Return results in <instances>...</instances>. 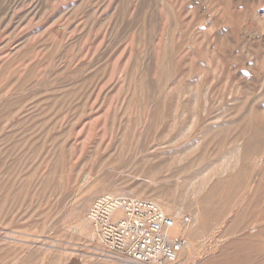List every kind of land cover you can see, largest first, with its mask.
I'll return each mask as SVG.
<instances>
[{
	"label": "rangeland",
	"instance_id": "obj_1",
	"mask_svg": "<svg viewBox=\"0 0 264 264\" xmlns=\"http://www.w3.org/2000/svg\"><path fill=\"white\" fill-rule=\"evenodd\" d=\"M263 26L264 0H0V264H138L88 219L114 191L190 216L165 264H264Z\"/></svg>",
	"mask_w": 264,
	"mask_h": 264
},
{
	"label": "built area",
	"instance_id": "obj_2",
	"mask_svg": "<svg viewBox=\"0 0 264 264\" xmlns=\"http://www.w3.org/2000/svg\"><path fill=\"white\" fill-rule=\"evenodd\" d=\"M88 219L102 252L138 264L175 263L188 240L173 233L174 217L155 200L103 194L88 210ZM183 225L191 221L183 216Z\"/></svg>",
	"mask_w": 264,
	"mask_h": 264
},
{
	"label": "bare ground",
	"instance_id": "obj_3",
	"mask_svg": "<svg viewBox=\"0 0 264 264\" xmlns=\"http://www.w3.org/2000/svg\"><path fill=\"white\" fill-rule=\"evenodd\" d=\"M199 8V7H198ZM256 21H258V20H256ZM264 27V26H263ZM196 72H199V71H196ZM196 74V73H195ZM194 100H195V98H194ZM184 135V134H183ZM258 138V137H257ZM255 141H256V139H255ZM257 144H258V142H257ZM257 146V145H256ZM194 147H195V145L194 144H191V145H188V146H185L184 148H183V150L180 152V159L182 160L183 159V157L184 156H186L187 155V153H190V152H192L191 150H193L194 149ZM248 147H250V146H248ZM251 149H253V148H251ZM256 149V148H255ZM180 150V149H179ZM238 150V149H237ZM175 151H177V150H175ZM179 154V153H178ZM196 154V153H195ZM262 154V153H261ZM178 156V155H177ZM197 156V155H196ZM147 157V156H146ZM173 157V156H172ZM249 158V157H248ZM155 159H157V158H155ZM264 160V159H263ZM152 161H153V159H152ZM193 161V160H192ZM154 162V161H153ZM152 162V163H153ZM253 162V161H252ZM260 162V161H259ZM182 163V162H181ZM238 163V162H237ZM251 163V162H250ZM144 164V163H143ZM149 164H150V162H149ZM160 164V163H159ZM236 165V164H235ZM142 166V165H141ZM140 166V167H141ZM148 166V165H147ZM152 166H154V165H152ZM161 166V165H160ZM193 166V165H192ZM255 166V165H254ZM256 167V166H255ZM258 167V166H257ZM259 167H261V166H259ZM147 168V167H146ZM190 169H191V167H190ZM179 170V169H178ZM184 170V169H183ZM199 172H201V171H199ZM256 172V171H255ZM257 172H259L258 170H257ZM151 173H152V171H151ZM151 175V174H150ZM233 177V176H232ZM151 178V177H150ZM234 178V177H233ZM90 179V178H89ZM157 179H158V177H157ZM219 179V178H218ZM91 180V179H90ZM96 180H98V179H96ZM230 180V179H229ZM234 180V179H233ZM104 181H105V179H104ZM160 181V180H159ZM192 181V180H191ZM218 181H220V180H218ZM90 182V181H89ZM94 182V181H93ZM151 182V181H150ZM96 183H98V181L96 182ZM152 183V182H151ZM94 184V183H93ZM101 184V183H100ZM154 184V183H153ZM204 184V183H203ZM230 184V183H229ZM228 184V185H229ZM96 185V184H95ZM210 185V184H209ZM234 185V184H233ZM89 186V185H88ZM94 186V185H93ZM103 186V185H102ZM159 186V185H158ZM82 187H84V186H82ZM101 187V186H100ZM107 187V186H106ZM221 187V186H220ZM99 188V187H98ZM119 188V187H118ZM154 188V187H153ZM193 188V187H192ZM224 188V187H223ZM90 189H92V187L90 188ZM94 189H96V187H94ZM101 189V188H100ZM99 189V190H100ZM103 189H105L104 187H103ZM120 189V188H119ZM122 189V188H121ZM199 189V188H198ZM108 190V189H107ZM117 190V189H116ZM88 191H89V189H88ZM94 191V190H93ZM101 191H102V189H101ZM104 191V190H103ZM112 191V190H111ZM148 191V190H147ZM225 191V190H224ZM105 192H107V191H105ZM135 192H137L136 190H135ZM157 192V191H156ZM199 192V191H198ZM203 192V191H202ZM206 192V191H205ZM223 192V191H222ZM227 192V191H226ZM130 193V192H129ZM138 193V192H137ZM141 193V192H140ZM167 193V192H166ZM200 193V192H199ZM212 193V192H211ZM225 193V192H224ZM111 194H113V195H125L123 192H121V191H114V192H112ZM193 194V193H192ZM136 195V194H135ZM159 195V194H158ZM188 195V194H187ZM201 195V194H200ZM206 195V194H205ZM204 195V196H205ZM91 196V195H90ZM138 196H140V195H138ZM143 196V195H142ZM165 196V195H164ZM183 196V195H182ZM215 196V195H214ZM190 197V196H189ZM138 198H140V197H138ZM188 198V197H187ZM194 198V197H193ZM85 199V198H84ZM167 199V198H166ZM195 199V198H194ZM75 200H76V198H75ZM160 200V199H159ZM158 200V201H159ZM163 200V199H162ZM156 201V200H155ZM158 201H156L160 206L162 205V208L167 212H169V211H171L172 213H170L169 215H171L172 217H174V219H175V221H176V226H175V228L172 230L173 231V233H179V232H184V233H187V232H189V227L190 226H186L185 227V225H183V223H182V217L183 216H181L182 215V211L180 210V208H179V210H174L175 208L173 207V209H172V207H171V205L169 204V203H171V201L168 203V202H164V200L163 201H161V202H158ZM199 201V200H198ZM174 205V204H173ZM172 205V206H173ZM204 205V204H203ZM199 206V205H198ZM191 207V206H190ZM177 208V207H176ZM184 210H186L185 208H184ZM191 212V211H190ZM192 215H193V213H192ZM194 215H195V217H194V220H195V218L197 217V216H199L198 215V213L197 212H194ZM193 215V216H194ZM202 215V214H201ZM205 216V215H204ZM199 218V217H198ZM211 218V217H210ZM199 219H202V218H199ZM205 219V218H204ZM192 222V221H191ZM192 229V228H191ZM196 229V228H195ZM76 230H79V231H81V232H85L86 230H87V225L84 223V221L81 223V221L78 223V226H77V228H76ZM193 231V230H192ZM190 233V232H189ZM196 233V232H195ZM181 234H183V233H181ZM260 234V233H259ZM11 236V235H10ZM4 238H5V236H3ZM8 237V236H7ZM187 237V236H186ZM15 238V237H14ZM190 239V238H189ZM96 240V239H95ZM192 240V239H191ZM12 241H13V239H12ZM195 241V240H194ZM8 242H10V241H8ZM22 242V241H21ZM23 242H24V240H23ZM27 243V242H26ZM25 243V244H26ZM29 243V242H28ZM32 243V242H31ZM195 243V242H194ZM11 244V243H10ZM207 246V245H206ZM22 247H23V245H22ZM205 247V246H204ZM217 247V246H216ZM44 248V247H43ZM212 248V247H211ZM46 249V248H45ZM195 249V248H194ZM216 249V248H215ZM212 251V250H211ZM216 251H218V250H216ZM25 252V251H24ZM23 252V253H24ZM210 252V251H209ZM195 253V252H194ZM193 253V254H194ZM204 253H205V251H204ZM207 253V252H206ZM46 254V253H45ZM25 255V254H24ZM60 255V254H59ZM208 255H209V253H208ZM205 256V255H204ZM208 257V256H207ZM70 259V258H69ZM203 259V258H202ZM199 260V259H198ZM69 261V260H68ZM201 262V261H200ZM198 263V262H197ZM194 264V263H193Z\"/></svg>",
	"mask_w": 264,
	"mask_h": 264
}]
</instances>
